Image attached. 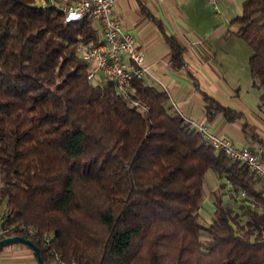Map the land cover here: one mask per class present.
Segmentation results:
<instances>
[{"label":"trees","instance_id":"obj_1","mask_svg":"<svg viewBox=\"0 0 264 264\" xmlns=\"http://www.w3.org/2000/svg\"><path fill=\"white\" fill-rule=\"evenodd\" d=\"M74 1L0 0L3 238L31 239L44 264H264V180L204 141L164 89L93 83L82 50L102 42L94 20L65 21ZM233 21L264 87V0H242ZM210 170L222 182L203 223Z\"/></svg>","mask_w":264,"mask_h":264},{"label":"crops","instance_id":"obj_2","mask_svg":"<svg viewBox=\"0 0 264 264\" xmlns=\"http://www.w3.org/2000/svg\"><path fill=\"white\" fill-rule=\"evenodd\" d=\"M241 14L242 0H221L219 15L208 0H117L113 11L145 55L148 83L164 89L184 118L251 148L264 160V90L252 84L254 92H243L240 71L233 64L237 47H246L238 35L240 25L233 21ZM94 24L103 43V29L99 22ZM168 37L183 50L180 64L174 62ZM106 78L96 71L97 83ZM206 96L242 117L228 121L215 107L209 108ZM0 264H37V258L29 246L16 243L0 249Z\"/></svg>","mask_w":264,"mask_h":264},{"label":"built area","instance_id":"obj_3","mask_svg":"<svg viewBox=\"0 0 264 264\" xmlns=\"http://www.w3.org/2000/svg\"><path fill=\"white\" fill-rule=\"evenodd\" d=\"M116 1L75 0L72 4L63 6L62 10L65 12L66 22L89 18L100 23L104 42L92 49L82 50L83 58L90 62L89 78H94L96 71H101L115 81L119 92L126 93L133 80L144 79L150 70L145 55L137 46L135 36L126 31L113 16ZM208 3L216 15L221 13V0H208ZM185 119L197 128L204 141L225 152L232 160L244 163L252 173L264 180V160L260 153L247 146H238L228 138L210 133L203 124ZM4 234L0 215V240ZM45 238L48 241L49 235L46 234Z\"/></svg>","mask_w":264,"mask_h":264},{"label":"rangeland","instance_id":"obj_4","mask_svg":"<svg viewBox=\"0 0 264 264\" xmlns=\"http://www.w3.org/2000/svg\"><path fill=\"white\" fill-rule=\"evenodd\" d=\"M241 42H243V44H245L244 46L246 47L245 48L237 47L238 50L236 55L238 54V57L237 59L234 60L233 64L235 65V67L237 66V68L240 71V77H241L240 83L242 85V91L243 92L247 91L250 92L251 94V92H254V89H252L253 79L250 74L249 59L253 54V51L244 40H242ZM237 74L239 75V73ZM93 83H97V82L93 80ZM262 90H264V87H262ZM221 182L222 181L221 179H219L216 172L212 170L207 172L206 182H205V190L207 195L204 201V207L201 210L202 216L200 218L201 222L203 223L210 222V220L212 219V213L214 211L213 202L215 198L214 192L215 190L220 188ZM0 187H1V181H0Z\"/></svg>","mask_w":264,"mask_h":264},{"label":"water","instance_id":"obj_5","mask_svg":"<svg viewBox=\"0 0 264 264\" xmlns=\"http://www.w3.org/2000/svg\"><path fill=\"white\" fill-rule=\"evenodd\" d=\"M16 243H22L29 246L36 255L37 264H44V260L38 245L31 239L25 238L23 236H12V237L3 238L2 240H0V249Z\"/></svg>","mask_w":264,"mask_h":264}]
</instances>
